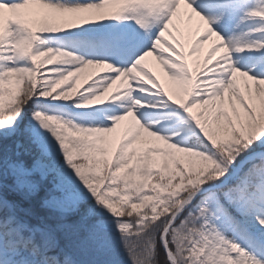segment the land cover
Instances as JSON below:
<instances>
[{
  "label": "snow or ice",
  "instance_id": "obj_1",
  "mask_svg": "<svg viewBox=\"0 0 264 264\" xmlns=\"http://www.w3.org/2000/svg\"><path fill=\"white\" fill-rule=\"evenodd\" d=\"M0 264H264V0H0Z\"/></svg>",
  "mask_w": 264,
  "mask_h": 264
}]
</instances>
